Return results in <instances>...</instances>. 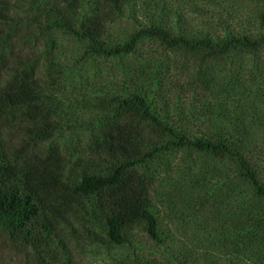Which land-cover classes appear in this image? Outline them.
I'll use <instances>...</instances> for the list:
<instances>
[{
    "label": "trees",
    "instance_id": "1",
    "mask_svg": "<svg viewBox=\"0 0 264 264\" xmlns=\"http://www.w3.org/2000/svg\"><path fill=\"white\" fill-rule=\"evenodd\" d=\"M243 1L260 7L256 25L209 30L172 0H142L144 20L120 40L114 26L136 0H0V233L39 264L42 254H67L75 235L119 247L140 231L161 246L155 174L180 154L183 180L197 192L211 186L201 207L227 217L239 250L264 248L253 132L261 118L254 104H264V0ZM59 36L79 47L72 67L112 62V79L123 78L114 86L121 91L94 98L100 114L87 122L89 142L62 152L41 145L62 130ZM163 68L183 81L166 85L172 77ZM173 86L204 102L184 115L171 101ZM5 133L17 141L12 150Z\"/></svg>",
    "mask_w": 264,
    "mask_h": 264
},
{
    "label": "rangeland",
    "instance_id": "2",
    "mask_svg": "<svg viewBox=\"0 0 264 264\" xmlns=\"http://www.w3.org/2000/svg\"><path fill=\"white\" fill-rule=\"evenodd\" d=\"M172 5L180 12H186L196 27L219 29L227 25L231 29L241 30L255 24V16L260 7L243 0H172ZM142 0H136L126 10L125 17L114 26L113 35L125 39L137 28V21L144 20ZM135 14V16H134ZM252 23V24H251ZM61 53L58 60L66 67L67 79L55 91L59 104V119L62 130L47 141L41 143L46 149L59 145L61 152L72 146H82L89 142L94 129L87 122L94 121L100 114L95 108V97L107 89L121 91L116 85L122 83V75L112 79V62L102 67L93 64L82 68L72 67V60L79 51L78 45L71 39L60 38ZM43 45L39 51L44 49ZM172 58V56H171ZM170 59V58H169ZM163 63H165L163 58ZM171 61H166L169 64ZM172 78L166 85L183 81L163 68V74ZM168 76V75H167ZM161 77V76H160ZM123 84V83H122ZM255 87H262L259 83ZM101 89V90H99ZM169 90V88H167ZM173 105L187 115L193 113L204 100H197L188 92L173 86L170 89ZM264 94V93H263ZM264 97V96H263ZM257 119L253 128L254 145L258 149L259 163L264 173V104H254ZM173 112L177 110L173 108ZM172 111V110H171ZM196 132V131H195ZM8 147L16 146V139L4 134ZM16 141V142H15ZM77 157L74 154L73 159ZM163 167L156 170V182L153 187V211L159 220L163 245L157 246L137 231L131 245L114 247L103 244L94 238L75 235L68 246V253L59 259L42 254L46 264H264V248L255 246V252L239 250V234L233 230L227 217H221V211L201 207V199L209 196V188L203 192L192 190L190 180H183L182 172L186 166L180 154L171 155L164 160ZM226 215V213L223 211ZM232 217V215H231ZM80 236V237H79ZM63 254V252H62ZM59 261V262H57ZM0 264H39L31 252L18 244H13L7 236L0 233Z\"/></svg>",
    "mask_w": 264,
    "mask_h": 264
}]
</instances>
